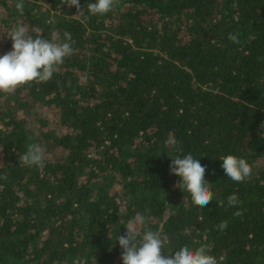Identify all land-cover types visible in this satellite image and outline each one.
<instances>
[{
    "label": "trees",
    "instance_id": "16d2710c",
    "mask_svg": "<svg viewBox=\"0 0 264 264\" xmlns=\"http://www.w3.org/2000/svg\"><path fill=\"white\" fill-rule=\"evenodd\" d=\"M17 2L0 0V56L20 24L71 33L74 52L49 82L0 93V264H123L117 237L137 212L162 255L187 244L264 264V0H119L104 15L87 12L95 0L81 13ZM30 143L43 169L19 164ZM189 153L206 166V207L170 173ZM227 155L251 176L227 177Z\"/></svg>",
    "mask_w": 264,
    "mask_h": 264
},
{
    "label": "clouds",
    "instance_id": "9594fccd",
    "mask_svg": "<svg viewBox=\"0 0 264 264\" xmlns=\"http://www.w3.org/2000/svg\"><path fill=\"white\" fill-rule=\"evenodd\" d=\"M119 0H95L87 4V12L91 15H104L109 13L118 4ZM75 7L77 13H81L80 0H63L62 5ZM18 11L23 10L22 0L15 5ZM36 35H32L29 29L23 25H17L11 30L8 37L12 41V50L0 56V93L11 94L19 87L30 85L32 82L47 83L53 74L58 71L66 57L73 54L71 33L64 34V40L58 41L57 37L51 40L42 37V29H32ZM233 41L236 36H230ZM200 159L194 158L191 153L171 159L170 173L179 178L177 187L191 195L193 203L206 207L213 199L210 183L205 181L206 166L200 163ZM224 174L232 181L242 182L252 174V167L244 158L235 155L220 157ZM20 165L43 169L45 167V150L37 143L27 145V150L18 156ZM6 178V177H4ZM240 201L237 195L227 197V207H236ZM235 215H242L237 211ZM150 217L137 212L129 219L125 226L124 234L117 237V242L122 250L123 264H219L218 259L209 254L206 246L190 247L184 244L172 255H162L165 250V241L158 231L145 230ZM220 231L228 227L227 221H221L216 225Z\"/></svg>",
    "mask_w": 264,
    "mask_h": 264
},
{
    "label": "rangeland",
    "instance_id": "374dc122",
    "mask_svg": "<svg viewBox=\"0 0 264 264\" xmlns=\"http://www.w3.org/2000/svg\"><path fill=\"white\" fill-rule=\"evenodd\" d=\"M68 6V5H67ZM118 187V186H117Z\"/></svg>",
    "mask_w": 264,
    "mask_h": 264
}]
</instances>
